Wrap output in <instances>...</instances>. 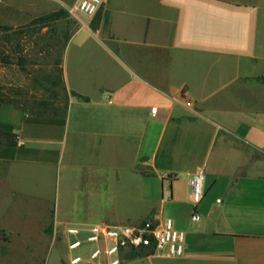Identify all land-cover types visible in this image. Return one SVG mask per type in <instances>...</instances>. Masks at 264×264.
Returning a JSON list of instances; mask_svg holds the SVG:
<instances>
[{"label": "crops", "instance_id": "1", "mask_svg": "<svg viewBox=\"0 0 264 264\" xmlns=\"http://www.w3.org/2000/svg\"><path fill=\"white\" fill-rule=\"evenodd\" d=\"M96 16L90 29L92 17L79 15L64 47L62 116L5 112L23 142L7 173L48 179L58 159L98 164L112 151L114 169L139 179L153 204L145 213L185 233L181 256L148 264H264V0H105ZM31 159L35 169L23 172ZM198 168L203 198L192 222L188 181ZM149 179L166 184L158 205Z\"/></svg>", "mask_w": 264, "mask_h": 264}, {"label": "rangeland", "instance_id": "2", "mask_svg": "<svg viewBox=\"0 0 264 264\" xmlns=\"http://www.w3.org/2000/svg\"><path fill=\"white\" fill-rule=\"evenodd\" d=\"M73 1L0 0V127L8 124L16 140L14 147L7 146L4 137L0 140V215L5 209V228H0V249L3 245L4 250L0 264H69V258L75 255L82 258L79 264H87L88 253L96 244L86 242L82 229L93 224H133L152 214L145 213L151 203L141 197L139 179L130 174L121 176L114 169L118 164L109 150L105 156L100 155L98 164L97 159L80 154L71 165H66V156L63 161L58 159L57 172L48 179H13L7 173L5 159H11L15 147L23 146V142L16 137L11 121L5 120V112L14 108L29 121L28 109L38 113L35 120L44 121L65 112L62 54L68 39L81 27L66 12ZM96 15L90 29L98 23ZM36 165L33 159L21 163L25 173L32 172ZM96 165L99 170L105 167V179H93L99 171ZM146 183L148 198L158 205L161 196H166V184L161 189L158 179ZM70 227L78 228L79 234L66 235ZM74 239L81 245L69 251L68 241ZM151 256L162 254L126 251L121 255V264H148L147 257Z\"/></svg>", "mask_w": 264, "mask_h": 264}, {"label": "built area", "instance_id": "3", "mask_svg": "<svg viewBox=\"0 0 264 264\" xmlns=\"http://www.w3.org/2000/svg\"><path fill=\"white\" fill-rule=\"evenodd\" d=\"M105 0H74L66 6L69 17L77 19L79 15L93 17ZM186 105H190L189 102ZM151 114H155L156 107H151ZM163 180L175 178L174 174H162ZM203 168H198L190 176L189 202L191 204L190 220L197 222L199 214L196 211L197 205L203 198ZM86 242L96 244V247L89 251L87 264H121V255L130 250L151 248L154 252L166 257H179L184 250V231L178 230L169 217L159 219L146 217L133 224L106 225L93 224L86 229ZM80 230L70 227L66 235L77 236ZM81 241L74 239L68 241V250L80 247ZM82 258L78 255L69 258V264H79Z\"/></svg>", "mask_w": 264, "mask_h": 264}, {"label": "trees", "instance_id": "4", "mask_svg": "<svg viewBox=\"0 0 264 264\" xmlns=\"http://www.w3.org/2000/svg\"><path fill=\"white\" fill-rule=\"evenodd\" d=\"M1 62V59H0ZM4 137L5 144L9 147H14L16 144L15 135L11 131V127L8 124H5V126L0 127V140ZM130 251H137L140 253V255H147L150 254L151 251H153L151 248H141L138 250H130Z\"/></svg>", "mask_w": 264, "mask_h": 264}]
</instances>
